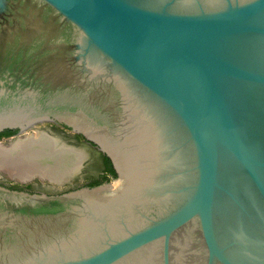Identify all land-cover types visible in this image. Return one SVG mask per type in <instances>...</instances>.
Returning a JSON list of instances; mask_svg holds the SVG:
<instances>
[{
  "label": "water",
  "instance_id": "1",
  "mask_svg": "<svg viewBox=\"0 0 264 264\" xmlns=\"http://www.w3.org/2000/svg\"><path fill=\"white\" fill-rule=\"evenodd\" d=\"M44 123L115 177L0 186V264H264V0H0V146Z\"/></svg>",
  "mask_w": 264,
  "mask_h": 264
},
{
  "label": "bare ground",
  "instance_id": "2",
  "mask_svg": "<svg viewBox=\"0 0 264 264\" xmlns=\"http://www.w3.org/2000/svg\"><path fill=\"white\" fill-rule=\"evenodd\" d=\"M66 148L42 133L21 138L9 147L0 146V170L19 180L42 177L59 182L75 172L81 158Z\"/></svg>",
  "mask_w": 264,
  "mask_h": 264
},
{
  "label": "flooded vegetation",
  "instance_id": "3",
  "mask_svg": "<svg viewBox=\"0 0 264 264\" xmlns=\"http://www.w3.org/2000/svg\"><path fill=\"white\" fill-rule=\"evenodd\" d=\"M44 124L45 125H49L54 130L66 131V132L72 134L75 137L76 140H78L79 142H82L88 148L93 149L97 153V156H98L99 159H94L92 161H89V159H85V158L82 159V156H81L79 161H81V159H82V164L79 167V171H80V169L82 167L84 168V166L86 167V166H88L90 164V165H94V167L97 168V170H98L97 174H89L88 177L85 178L84 181L77 182L74 185L72 184V186H69L67 189H65L63 191H57V190H54L52 188L53 186H59L60 184H62L63 183L62 181H61L62 183L61 182H54V181H51L49 179L46 180V178L44 179L42 177H34L32 180L27 181V182H22L23 180L20 181L18 179L19 182H15V183L13 182L11 184H6L5 182H1L0 181V186L6 187V188H9V189H12V190L20 191V192H25V193L57 195V194H62V193H66V192H69V191H73V190H76V189L84 187V186H91V185H93L94 183H97V182L101 183V182L104 181L105 178L111 177V176H109V174H106V172H105V168L106 167H105L104 159H107V158L102 153H100L95 147L91 146L89 143L84 141L79 135L71 133L69 130L63 128L62 126H60V125H58L56 123H44ZM17 136H18V132L13 134V135L1 138L0 142H5V141H7L9 139H15V138H17ZM69 149H71V148H69ZM69 149H67V150L71 151V152H74V151L69 150ZM42 151H43V149H42ZM109 163H110V161H109ZM79 164H80V162H79ZM12 178H15V177H12Z\"/></svg>",
  "mask_w": 264,
  "mask_h": 264
},
{
  "label": "rangeland",
  "instance_id": "4",
  "mask_svg": "<svg viewBox=\"0 0 264 264\" xmlns=\"http://www.w3.org/2000/svg\"><path fill=\"white\" fill-rule=\"evenodd\" d=\"M49 135L48 137L56 139L62 146L65 145L67 148H71L72 151L74 150L75 152H78L81 156L82 159H89V161H92L94 159H99L97 156V153L93 150L85 146L82 142H79L78 140L75 139V137L66 132V131H57L52 129L49 125L41 124L37 125L35 128L31 129L28 132V135ZM82 159L80 161V164L78 168L75 170L74 173H71L67 177H65L63 180L59 181L62 184L59 186H53L52 188L57 191H63L67 189L69 186H72V184H76L77 182H82L85 180V178L88 177L89 174H97L98 170L97 168L94 167V165H88L82 167L79 171V167L82 164ZM40 179V178H39ZM44 180V179H43ZM48 180V179H46ZM0 181L5 182L6 184H11L15 182H19L18 179L10 177L6 172L0 170ZM43 182V181H42Z\"/></svg>",
  "mask_w": 264,
  "mask_h": 264
},
{
  "label": "trees",
  "instance_id": "5",
  "mask_svg": "<svg viewBox=\"0 0 264 264\" xmlns=\"http://www.w3.org/2000/svg\"><path fill=\"white\" fill-rule=\"evenodd\" d=\"M104 161H105V167H106V168H105V172H106V174H109V176H111V177H115L114 172H113V170L111 169L112 167H111L109 161H108L107 159H104ZM107 179H108V178H105L103 182H105ZM103 182H101V183H100V182H97V183H94V184L91 185V186H94V185H100V184H102Z\"/></svg>",
  "mask_w": 264,
  "mask_h": 264
}]
</instances>
